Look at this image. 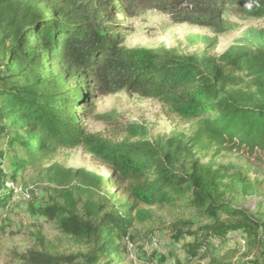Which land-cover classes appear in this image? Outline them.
I'll use <instances>...</instances> for the list:
<instances>
[{
	"label": "trees",
	"instance_id": "16d2710c",
	"mask_svg": "<svg viewBox=\"0 0 264 264\" xmlns=\"http://www.w3.org/2000/svg\"><path fill=\"white\" fill-rule=\"evenodd\" d=\"M229 7L264 18V0H0V209L14 198L6 184L31 167L57 188L39 214L88 243L83 252L59 254L37 231L22 264L79 258L101 264L119 256L121 241L149 214L145 208L184 202L206 220L177 236L191 238L184 247L189 260L198 257L194 264H232L227 251L219 253L233 232L250 239L248 248L264 264V216L224 199L236 187L260 192L263 182L254 185L240 174L228 180L221 165L197 156L210 143L231 152L264 151V27L246 28L218 57L127 47L121 35L120 17L134 15L132 8L224 34ZM120 92L160 101L170 114L195 121L194 135L151 138L140 122L117 124L113 136L88 132L93 101ZM77 147L107 164L111 175L51 162L61 149ZM214 242L221 250L212 254Z\"/></svg>",
	"mask_w": 264,
	"mask_h": 264
},
{
	"label": "rangeland",
	"instance_id": "374dc122",
	"mask_svg": "<svg viewBox=\"0 0 264 264\" xmlns=\"http://www.w3.org/2000/svg\"><path fill=\"white\" fill-rule=\"evenodd\" d=\"M130 13L134 15L120 17L124 22L121 35L127 47H165L181 54L206 52L218 57L246 28L264 27V18L240 16L231 7L225 14L228 30L224 34H215L192 24H177L168 15L156 10L132 8ZM242 77L248 81L247 77ZM130 122L143 123L151 138L158 135L166 137L173 131L193 136L197 129L195 121L170 114L160 101L127 92L96 98L88 110L85 128L91 133L113 136L118 131L117 124ZM5 154L4 163L8 167L12 154ZM197 156L204 163L221 165L229 176L228 180L233 181L240 174L254 185L256 182L264 184V151L231 152L210 143ZM51 162L65 168H84L102 176H110L112 173L107 164L94 159L82 147L61 149ZM5 170L8 172L7 168ZM8 183L10 186L7 188L15 190L20 186L22 190L18 195L14 191L12 201L0 209V264H22L21 256L36 246L37 231H41L54 243L59 254H77L88 248L86 241L65 235L56 222L39 214L38 209L51 203L52 198L57 196V188L55 191L54 186L48 185L42 174L28 167L19 172L17 182ZM109 189L111 192L116 191L114 187ZM224 199L236 207L247 209L253 215L264 216V188L249 195L236 187L226 192ZM145 209L149 214L136 223L121 241L119 256L101 264H194L199 261L198 257L189 260L185 252L184 243L191 238L178 241L177 236L179 232L185 233L189 228L197 229L205 223L200 210L189 202ZM242 233L237 232V236L234 232L230 233L227 236L229 244H223L224 250L220 249V243L214 242L211 253L220 249L219 254L224 255L227 251L231 255L232 264H260L258 252L248 248L250 239ZM81 262L79 258L75 264Z\"/></svg>",
	"mask_w": 264,
	"mask_h": 264
},
{
	"label": "built area",
	"instance_id": "2783aa9c",
	"mask_svg": "<svg viewBox=\"0 0 264 264\" xmlns=\"http://www.w3.org/2000/svg\"><path fill=\"white\" fill-rule=\"evenodd\" d=\"M21 187L19 186V187H17L15 190H13V191H15V192H17V195L21 192Z\"/></svg>",
	"mask_w": 264,
	"mask_h": 264
},
{
	"label": "bare ground",
	"instance_id": "6f19581e",
	"mask_svg": "<svg viewBox=\"0 0 264 264\" xmlns=\"http://www.w3.org/2000/svg\"><path fill=\"white\" fill-rule=\"evenodd\" d=\"M11 184H12V183H11ZM6 186L9 187V186H10V183H7ZM11 187H13V186H11ZM234 233H235V235L237 234V232H234ZM236 236H237V235H236ZM241 238H242V237H241ZM242 239H243V238H242ZM242 239H241V240H242ZM238 241H240V239H239ZM242 241H243V240H242ZM244 242H245V241H244Z\"/></svg>",
	"mask_w": 264,
	"mask_h": 264
}]
</instances>
